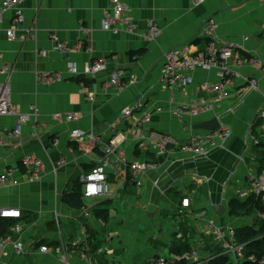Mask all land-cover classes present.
I'll return each instance as SVG.
<instances>
[{
    "label": "crops",
    "instance_id": "crops-1",
    "mask_svg": "<svg viewBox=\"0 0 264 264\" xmlns=\"http://www.w3.org/2000/svg\"><path fill=\"white\" fill-rule=\"evenodd\" d=\"M121 1L137 26L135 34L102 28L111 0H26L25 23L18 34L32 30L35 38L24 41L8 39L6 30L12 27L13 12L4 15L0 69H11L9 76L0 74V83L9 82L12 100L22 112L31 113L37 107L39 136L35 138L27 124L18 138L0 139V178L7 177L6 182H0V209L21 211V220L9 221L21 225V234L10 232L8 236L26 245L24 255L8 250L0 257V264H61L59 256L54 255L60 244L55 215L59 216L60 232L71 253L85 251L82 245L86 238L92 261L97 264H149L157 255L188 252L189 241L181 244L176 240L180 233L192 236V244L203 240V255L220 250L213 241V228L231 227L236 232L248 229L257 232V237L264 234L263 215L253 212L232 216L230 210L238 192L250 187V176L264 171V120L260 117L264 111V0H203L198 6L193 0ZM211 19L218 25L217 39L238 46L243 56L258 60L261 69L240 68L241 77L234 81L224 104L199 119L185 116L180 120L175 112L190 102V97L173 94L161 85L164 54L186 46L193 54L205 51L209 39L201 36ZM150 22L162 31L154 42L144 38ZM52 36L73 53L55 52ZM140 50L145 54L131 59L130 53ZM95 61H103L108 70L92 79L84 73ZM70 62L77 64L78 76L69 73ZM115 71L123 72L122 89L110 85ZM41 76H60L61 80L44 84L39 82ZM193 77L195 84L189 92L194 97L201 83L217 80L214 73L200 70ZM244 77L257 80L258 88L248 87ZM139 101L144 102V109L133 118L122 119L123 111ZM73 114L79 119L66 122L64 116ZM57 115L63 120L57 121ZM146 117L151 118L150 124H135ZM212 120L219 122L220 130L210 133L230 131L225 143L204 157L177 151L166 161L170 165L163 172H159L160 167L155 173L140 174L137 179L141 187L130 181V171L120 158H126L129 164L156 162L157 154L150 149L153 134L171 136L184 144L189 129L197 132L193 126ZM114 124L126 140L110 158L112 198L83 200L85 207L80 210L67 206L64 195L78 185L82 196V177L106 158L91 140L73 142L72 131L81 129L108 143ZM15 126L16 118L0 117V130L12 131ZM255 141L260 144L256 146ZM27 156L42 163L36 180L22 164ZM185 199L190 200V208L181 210L183 218L176 214ZM115 204L120 213L112 216L108 212L107 220L98 217V210H108ZM86 207L88 212L84 213ZM78 226L83 229L81 237L75 234ZM104 242H111V255L106 251L97 254ZM42 245L49 247V253L36 250ZM72 261L77 263L79 257Z\"/></svg>",
    "mask_w": 264,
    "mask_h": 264
},
{
    "label": "built area",
    "instance_id": "built-area-1",
    "mask_svg": "<svg viewBox=\"0 0 264 264\" xmlns=\"http://www.w3.org/2000/svg\"><path fill=\"white\" fill-rule=\"evenodd\" d=\"M26 0H1L0 1V25L3 23L4 15L7 12H13L12 27L6 30V35L10 41H24L28 38H35L32 30H27L24 35L20 36L18 33L25 23L24 8L23 5ZM203 3V0H193L195 6ZM150 29L146 36H144L147 42L156 41L162 34L156 23L150 22ZM102 28L105 31L118 33L120 31L128 32L129 34H135L137 32V26L131 21L129 17V10L127 5L121 0H111V5L104 13L102 19ZM218 31V25L214 20H209L204 26L203 34L201 38H208L209 42L205 51L193 54L190 50V46H186L181 49H171L164 54V66L161 72L160 83L168 91L173 94L186 93L190 97V102L183 104L175 112L180 120L185 116H189L192 119H199L206 113L215 111L217 107L224 104L230 97L231 86L234 81L241 77L239 73L240 68L251 67L256 70L261 69V63L249 56H243L242 51L238 46L232 43H222L217 39L216 33ZM264 38V31L262 34ZM56 45L54 51L62 54H71L72 50L64 43L59 42L58 38L52 36ZM200 38V39H201ZM248 41V38L245 39ZM9 67L6 69H0V74L10 75ZM69 73L73 75H79L77 70V64L70 62L68 64ZM108 70L106 64L103 61H95L90 63L84 73L85 76L90 78H96L102 73ZM212 72L215 74L216 81H205L198 87V95L195 97L189 91L193 88L195 80L193 73L196 71ZM122 71H115L110 77V85L119 89L123 88ZM245 84L252 88H258V81L252 79V77H244ZM61 78H52L51 76L39 77V82L44 84H50L54 81H60ZM145 107L143 101L135 103L133 106L126 108L122 115V119H130L135 116V113L142 111ZM38 115L39 111L37 107L32 109L31 113H24L12 100L11 87L8 81L0 83V117H14L16 118V126L12 131L0 130V139L18 138L25 125L30 124L34 130L33 136L37 138L38 134ZM57 121H62L63 116H55ZM260 117L264 120V111L261 112ZM66 122H71L79 119L76 114L64 116ZM151 123V118L146 117L145 120L138 121L136 125H147ZM114 124L111 126V132L113 134L111 140L106 143L103 140L89 134L81 129H76L71 133V139L75 143H84L88 140L96 143L103 151L105 160L99 166L93 168L89 173L82 177V197L84 201H91L99 198H112L113 193L109 185V170L112 168L110 158L117 154L119 146L126 140L125 135H121L117 131V127ZM219 133L210 132H194L189 129L187 142L179 144L177 140L171 136L153 134L154 143L150 149L152 152H156V156L163 157L165 161H170L172 157L180 151L182 153L191 154L194 156L204 157L211 151L218 148L221 144L225 143L231 136L230 131L223 130ZM121 135V136H120ZM125 136V137H124ZM140 138V137H139ZM256 146L260 142H254ZM149 149V150H150ZM119 161L128 167L132 176V183L137 187H141L142 183L137 179L140 174L155 173L161 167L156 162H136L128 163L126 158H120ZM22 164L31 172L32 180L39 178V173L42 168V163L33 156H27L23 159ZM7 177L1 176L0 182H6ZM250 187L246 190L238 192L237 200L242 203L247 202L251 198H256L264 203V171L249 178ZM95 185L97 191L91 193L89 186ZM190 208V200L185 199L181 203V209L177 210V216L183 217L184 214L181 210ZM87 207L84 209V213H87ZM22 213L16 208H2L0 209V221H17L21 220ZM56 225L59 229V241L60 244L54 249V255L59 256L61 264H97L92 261L93 254L90 251V244L86 242L82 246H85V251L79 250V252L71 253L69 247L64 242L62 233L60 232L61 226L59 216L55 215ZM14 235H20L22 227L19 224H15L10 229ZM212 236L214 243L220 247L217 252H212L209 255H203V249L205 243L203 240L197 241L198 244H192V236H185L182 233L176 235V240L181 244L191 245L190 250L185 253H168L166 255H157L152 258L149 264H212L216 260L222 257H228L233 264H264V256L260 259L255 257H247L246 249L247 244H241L237 240L236 229L233 228H213ZM110 239V238H109ZM11 250L16 255H24L26 253V245H24L21 239H15L14 236H6L0 239V257L6 255V252ZM35 250V248H33ZM41 254L49 253V247L42 245L36 249ZM98 252V253H97ZM97 254H102L104 248L97 250ZM79 257L77 263H73L74 257ZM1 259V258H0Z\"/></svg>",
    "mask_w": 264,
    "mask_h": 264
},
{
    "label": "trees",
    "instance_id": "trees-1",
    "mask_svg": "<svg viewBox=\"0 0 264 264\" xmlns=\"http://www.w3.org/2000/svg\"><path fill=\"white\" fill-rule=\"evenodd\" d=\"M145 54V50L135 51L130 53L131 59L140 58ZM79 83H84L83 80H78ZM86 82V80H85ZM79 144V143H76ZM74 144V148L77 149L78 146ZM158 163V160H156ZM132 180V176L130 177V181ZM63 201L67 206L80 210L85 207L82 196L81 190L78 185L73 188L72 192L69 194H65L63 197ZM230 210L232 216H241V215H248L251 213H259L264 216V203L256 198H251L245 203L240 202L239 200L235 199L230 202ZM97 215L99 218L103 220H107L108 218V210H98ZM14 224L9 223V221L2 220L0 221V239L10 235V229ZM264 230V227H263ZM237 240L241 244H247L246 249V256L255 257L257 260L264 256V234L261 237H257V232L250 231L248 229H241L237 232ZM185 250L188 249V246L180 245ZM182 264H186L182 262ZM212 264H233L228 257H222L216 260ZM251 264V263H249Z\"/></svg>",
    "mask_w": 264,
    "mask_h": 264
},
{
    "label": "water",
    "instance_id": "water-1",
    "mask_svg": "<svg viewBox=\"0 0 264 264\" xmlns=\"http://www.w3.org/2000/svg\"><path fill=\"white\" fill-rule=\"evenodd\" d=\"M194 130L198 131H206V132H217L220 130V124L217 120H212L210 122H204L198 125L193 126ZM158 161L160 163L161 169L159 172H163L167 167H169L170 163L166 162L163 157H159Z\"/></svg>",
    "mask_w": 264,
    "mask_h": 264
},
{
    "label": "rangeland",
    "instance_id": "rangeland-1",
    "mask_svg": "<svg viewBox=\"0 0 264 264\" xmlns=\"http://www.w3.org/2000/svg\"><path fill=\"white\" fill-rule=\"evenodd\" d=\"M120 211H121V209H120V207H119V205H113L110 209H108V212H109V214H111L112 216H116V214H118V213H120ZM103 224V227H105V224L104 223H102ZM82 228H80L79 226L78 227H76L75 228V234H76V236H79V237H81V235H82ZM105 244V246H104V251H106L109 255H111L112 254V248H111V242H107V243H103V245Z\"/></svg>",
    "mask_w": 264,
    "mask_h": 264
},
{
    "label": "clouds",
    "instance_id": "clouds-1",
    "mask_svg": "<svg viewBox=\"0 0 264 264\" xmlns=\"http://www.w3.org/2000/svg\"><path fill=\"white\" fill-rule=\"evenodd\" d=\"M89 188L91 189V193H95L97 191V188L95 185H91L89 186Z\"/></svg>",
    "mask_w": 264,
    "mask_h": 264
}]
</instances>
